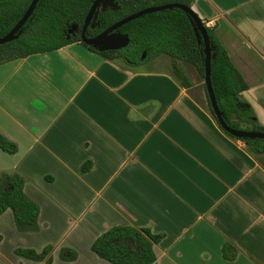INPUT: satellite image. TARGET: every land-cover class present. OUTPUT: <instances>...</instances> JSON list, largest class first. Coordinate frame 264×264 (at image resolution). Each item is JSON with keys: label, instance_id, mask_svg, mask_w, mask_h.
Returning <instances> with one entry per match:
<instances>
[{"label": "crops", "instance_id": "1", "mask_svg": "<svg viewBox=\"0 0 264 264\" xmlns=\"http://www.w3.org/2000/svg\"><path fill=\"white\" fill-rule=\"evenodd\" d=\"M191 9L213 22L264 125V0ZM172 61L129 66L72 42L0 63V135L16 146L0 148V180L19 175L39 210L23 231L0 214V264H116L91 249L115 225L163 234L153 264H264V152L225 134L204 81ZM46 246L42 260L15 253Z\"/></svg>", "mask_w": 264, "mask_h": 264}, {"label": "trees", "instance_id": "2", "mask_svg": "<svg viewBox=\"0 0 264 264\" xmlns=\"http://www.w3.org/2000/svg\"><path fill=\"white\" fill-rule=\"evenodd\" d=\"M193 1L111 0L109 5L97 10L85 35L95 36L118 20L149 6L181 3L191 7ZM30 2L31 0H0V37L16 24ZM92 2L93 0H39L17 38L0 44V63L56 50L72 42H81V27ZM73 24L77 27L69 32ZM205 26L213 44L210 61L211 84L223 120L234 129L264 132V125L256 120L252 107L241 95L247 88L246 82L224 46L215 37L212 28L206 24ZM118 31L129 37L128 44L118 50L98 51L81 43L107 59L121 58L129 66L142 65L149 59L164 54L194 66L204 81L203 42H198L190 17L183 10L172 8L147 13L122 25ZM143 52L145 55L142 58ZM203 87L205 89L204 82ZM206 99L209 112L216 120L207 94ZM221 130L229 137L239 139L222 128ZM240 139L251 152H264V139ZM0 148L9 153L16 150L15 144L1 135ZM8 208L11 209L19 230L36 228L38 206L24 194L23 179L19 175L0 180V214ZM161 238L163 234H154L147 228L115 225L97 236L91 249L99 257L116 264H153L156 258L153 245ZM50 250L51 247L46 246L39 253L30 249H16L15 253L33 260H42ZM222 250L227 257L229 251L235 253V248L230 244H225ZM61 257L74 259L75 252L62 249Z\"/></svg>", "mask_w": 264, "mask_h": 264}, {"label": "water", "instance_id": "3", "mask_svg": "<svg viewBox=\"0 0 264 264\" xmlns=\"http://www.w3.org/2000/svg\"><path fill=\"white\" fill-rule=\"evenodd\" d=\"M39 0H31L27 9L20 17V19L16 22V24L2 37H0V44L12 41L17 38L18 34L21 31V27L29 18L31 13L33 12L37 2ZM111 0H93L81 27L80 38L81 42L92 46L93 48L97 49L98 51H105V50H118L124 46H126L129 42V37L127 34H123L118 31V28L122 25L126 24L127 22L138 18L144 14L161 11L163 9H172V8H179L183 10L186 14L189 15L193 30L195 32L196 38L198 42L202 40L203 42V52H204V84L206 93L208 96V100L213 111V114L217 120L218 125L230 135L236 138H259L264 139V132L258 131H247L241 129H234L229 127L225 121L223 120L222 112L219 110L217 105V101L215 98V94L211 84V68H210V61H211V51L213 49V44L211 43L207 29L205 26L204 21L199 18V16L191 9L181 3H166L158 6H149L137 12H134L117 22L113 23L112 25L105 28L101 31L98 35L94 37H86L85 32L87 27L90 25L92 18L95 16L96 12L100 8H104L105 6L109 5ZM76 25H72V29L69 32H72L73 29H76ZM145 52L142 54V58L144 57Z\"/></svg>", "mask_w": 264, "mask_h": 264}, {"label": "rangeland", "instance_id": "4", "mask_svg": "<svg viewBox=\"0 0 264 264\" xmlns=\"http://www.w3.org/2000/svg\"><path fill=\"white\" fill-rule=\"evenodd\" d=\"M173 59H170L168 58L167 55H161L159 57L156 58H152V59H149L148 61H146L144 64H143V67L145 68H161V67H164V68H167V69H172L173 68ZM188 68H191L192 71L195 72V74L198 76V78L201 80V77L199 76V74L197 73L196 69L194 68V66H192L191 64L189 63H186ZM187 68V67H186ZM205 101V100H204Z\"/></svg>", "mask_w": 264, "mask_h": 264}, {"label": "built area", "instance_id": "5", "mask_svg": "<svg viewBox=\"0 0 264 264\" xmlns=\"http://www.w3.org/2000/svg\"><path fill=\"white\" fill-rule=\"evenodd\" d=\"M206 25H208V26H211V25H213V22H204Z\"/></svg>", "mask_w": 264, "mask_h": 264}, {"label": "flooded vegetation", "instance_id": "6", "mask_svg": "<svg viewBox=\"0 0 264 264\" xmlns=\"http://www.w3.org/2000/svg\"><path fill=\"white\" fill-rule=\"evenodd\" d=\"M98 34H99V33H98ZM98 34H97V35H98ZM95 36H96V35H95ZM92 37H94V36H92ZM88 38H90V37H88Z\"/></svg>", "mask_w": 264, "mask_h": 264}]
</instances>
